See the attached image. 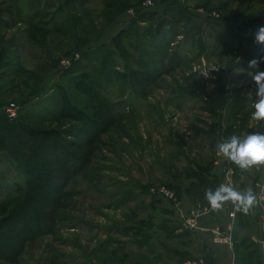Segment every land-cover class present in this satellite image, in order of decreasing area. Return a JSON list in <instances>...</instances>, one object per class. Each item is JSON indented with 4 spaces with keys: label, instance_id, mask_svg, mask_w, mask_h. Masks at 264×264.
<instances>
[{
    "label": "rangeland",
    "instance_id": "374dc122",
    "mask_svg": "<svg viewBox=\"0 0 264 264\" xmlns=\"http://www.w3.org/2000/svg\"><path fill=\"white\" fill-rule=\"evenodd\" d=\"M151 1L139 14L135 7L144 0L119 12L109 0H74L58 9L57 0H0V46L7 50L0 64V113L11 102L18 108L14 120L26 113L29 119L22 120L29 126L71 129L75 122L55 118L60 84L86 113L99 116L96 135L88 130L81 140L70 138L75 145L69 152L85 160L79 171L51 170L48 177L59 190L56 198L66 201L55 212L63 219L54 223V233L32 240L16 264H36L39 254L48 256L45 264H107L127 252L130 263L137 255L146 264H175L162 258L174 256L162 248L161 240L170 237L159 227L165 220L178 229L166 211L174 208L151 188L183 183L176 174L188 165L183 157L208 156L212 136L218 142L264 132V121L252 118L255 97L248 96L255 88L252 75L264 71V45L253 35L264 26L258 18L264 0H192L185 19L165 10L184 0ZM115 35L121 36V54ZM123 52L130 57L126 64L144 59L160 75L132 88L115 79L112 70L126 74ZM252 59L258 65L250 69ZM86 73L88 90L99 98L96 111L72 86ZM220 86L229 105L202 109ZM225 126L227 135L221 133ZM13 169L0 158V184L16 182L21 187L12 198H23V178ZM160 200L169 209L157 205ZM13 203L9 197L1 214ZM110 248L115 252L107 256Z\"/></svg>",
    "mask_w": 264,
    "mask_h": 264
},
{
    "label": "trees",
    "instance_id": "16d2710c",
    "mask_svg": "<svg viewBox=\"0 0 264 264\" xmlns=\"http://www.w3.org/2000/svg\"><path fill=\"white\" fill-rule=\"evenodd\" d=\"M47 1L54 2V0H44V4L47 3ZM109 1V6L113 7L115 12L122 11L125 7L130 6L131 4L137 5V3L140 2V0ZM189 1L192 0H184L183 4L172 2L175 5H168L165 10L169 12L170 10H174L176 11L177 16H182V18L185 19L184 14L187 12L186 5ZM73 3L74 0H57L56 9L60 8V6H72ZM175 6L180 8H175ZM144 15H147V13L143 14V16ZM258 18L264 20V14H261ZM36 28L37 27H34L32 31H35ZM156 37H160L161 40L164 39L162 34H159ZM112 39L114 42V48L121 54L123 49L121 36L115 35V38ZM159 49L160 48H158V50ZM3 51L7 50H5L3 46H0V64L2 63ZM127 58L129 59L130 57H126L125 52H123V70L126 74L123 75V72L112 70V76L115 79L127 80L130 88H132V85L135 83H139V81H153L155 77L160 75V73L153 67L148 68L144 59H142V62L139 61V58L134 59V65H132L133 62L131 64H126ZM169 67L171 66L168 63L167 68ZM88 79L89 74H83V80L73 82L72 86L73 89H78L82 91L83 94L89 96V99H91L90 105L93 110L96 111L94 98L98 97L88 90L90 87ZM67 82L69 83V86L72 81L68 78ZM55 87L57 88L56 90L59 101L55 118L58 120L75 122L76 124L73 125L71 129H38L23 122L22 118L26 120L29 119V116H27L26 113H23L22 116H20V120L13 119L11 121H8L4 114L0 113V158L6 160L9 165L12 164L14 166L13 170L16 172L17 177L20 178L21 176L23 178L24 188H22L25 191V196L23 198H12V196L20 190L19 188L21 186L19 187L16 182L0 184V264H16L32 240L37 237L51 235L55 232L57 225L55 226L54 223H57L56 220L63 219L55 212L64 205L66 206V201H61L62 198L60 197L56 198L55 195L59 190L54 188V184L48 179V177L52 174L51 170L61 171L62 173H74V170L79 171V168L82 167V162L85 163V160L82 155L74 156L69 152L68 148H73L75 145L70 138L81 140V132H88V130H90L93 135H96L97 133L96 129L99 126L97 119L99 116L86 113L82 106L77 105L72 101L63 85L55 84ZM224 95L226 96V91L220 86L214 91V96L211 99H208L206 104L204 103L201 108L206 109L207 111L221 110L223 107L229 105L227 97ZM99 101L102 103L101 100ZM99 101L95 100L96 104ZM239 107L240 104L236 105V109ZM86 108L90 109L88 106ZM74 127L75 130L73 131ZM225 127L221 129V133H224L225 131L227 135L229 128ZM216 137L217 136H212L210 147L216 145ZM183 158L188 165L185 168L182 167L176 172V174H181L182 177L180 176V179L184 180L183 183H173V185L166 183L165 185L168 189L173 191L178 201L183 193L191 204H197L199 207H209L210 205L205 199V192L208 189L214 190L219 186L221 181L219 175L213 174L210 171L213 162L212 154L209 153L208 156H200L198 157L199 160L190 159L188 156ZM75 165L77 167H75ZM227 166L232 168L233 179L235 181L240 177H245L247 175V171L239 169L231 161H228ZM262 167L264 170V166ZM47 179L51 184L47 182ZM239 188L240 184L236 185L235 189L237 191H239ZM9 197L14 200V203L12 207L2 215L1 213H3L4 209L6 210V200H8ZM166 211L169 218H171V212L167 209ZM172 220L176 223L177 228H179L181 225L179 220ZM243 224V222L240 223L242 226ZM159 227L163 231H166L169 237L175 235L173 234L175 228L166 227L165 220L160 222ZM183 232L186 233V231ZM147 239L148 238H146V240ZM231 239L232 248L235 254L234 264L260 263V253H258L256 248L253 247L252 243L244 234L238 235V233L233 232ZM113 252H115V249L110 248L106 251V254L107 256H110V253ZM39 255L41 258L36 264H45L48 262V256L46 257L44 254ZM131 256V252L122 253L120 257L112 256V260L107 264L142 263L143 258L137 255L133 263L128 262L126 259ZM151 257L156 260L158 258L156 254ZM176 257L178 259V263L176 264H180L185 259H194L186 258L187 256L185 254H176ZM203 260L205 264H210V260L207 256H204ZM50 264L52 263L50 262Z\"/></svg>",
    "mask_w": 264,
    "mask_h": 264
},
{
    "label": "crops",
    "instance_id": "0c3cea01",
    "mask_svg": "<svg viewBox=\"0 0 264 264\" xmlns=\"http://www.w3.org/2000/svg\"><path fill=\"white\" fill-rule=\"evenodd\" d=\"M215 149L216 145H213L211 148V154L213 156L210 169L211 173L219 175L221 183L231 184L234 188L236 185L240 184L239 192H244L246 189L251 188L256 195V184L262 181L264 177V170L262 167H253L251 170L247 171L245 177H240L235 181L233 179L232 168L227 166L229 160L220 156ZM225 169L231 171L230 182L226 181L224 178ZM156 204L166 206L167 208L169 207L164 201ZM178 209L184 216L188 215L191 210H197L194 216L195 226L194 228H187L179 221L181 224L180 227L173 232L176 236L173 235L170 238L161 240L162 248L174 257L161 256L163 259H167L176 264L178 263L176 254H185L187 256L186 258L194 259L207 256L210 260V264H234L235 254L231 239L233 232L238 233V235L244 234L252 243L253 247L256 248L258 253H260L259 246L260 243L264 241V214L261 213L262 210L256 203L247 212L238 209L231 202L225 203L219 210H213L211 207H209L208 210H203V208L199 207L197 204H191L182 193L179 198ZM173 212L174 213H171V217L177 220L176 217H178V215L174 209ZM241 222L244 223L243 226L240 225ZM183 231H186V233ZM160 232L164 233L165 231L160 230ZM216 232L223 236H227L228 242L213 240Z\"/></svg>",
    "mask_w": 264,
    "mask_h": 264
},
{
    "label": "clouds",
    "instance_id": "9594fccd",
    "mask_svg": "<svg viewBox=\"0 0 264 264\" xmlns=\"http://www.w3.org/2000/svg\"><path fill=\"white\" fill-rule=\"evenodd\" d=\"M256 43L264 45V26L255 31ZM258 61L252 59L248 62L250 69L256 68ZM254 91L249 97H255L252 118L264 121V71H257L252 75ZM219 155L234 163L239 169L249 171L255 166H264V132H250L243 136L231 135L223 141L216 143ZM205 199L213 210H219L227 202L233 203L238 209L247 212L255 203L256 195L251 188L244 192L237 191L231 184L222 183L214 190L205 192Z\"/></svg>",
    "mask_w": 264,
    "mask_h": 264
},
{
    "label": "built area",
    "instance_id": "2783aa9c",
    "mask_svg": "<svg viewBox=\"0 0 264 264\" xmlns=\"http://www.w3.org/2000/svg\"><path fill=\"white\" fill-rule=\"evenodd\" d=\"M151 4H152L151 0H144V2H142L140 5L135 7V10L138 11L137 13H140L144 8L150 6ZM129 12H132V11L129 10ZM1 108H2V112H3L4 116L6 117V119L8 121H11L16 117L18 108L13 103L8 102L6 105L2 106ZM224 178L226 181H229V182L231 181V171L229 169H225ZM220 184H222L221 181H220ZM150 191L151 192L156 191V193L158 194V196L160 198H164L165 200H167L168 202L171 203V205L174 208V211H176L178 217L180 218L181 224L184 227L194 228V226H195L194 216H195L197 210H191L188 213V215L184 216L181 214V212L178 209L179 201L176 199V197H175V195L171 189H168L165 187H157V188L152 187ZM256 198H257L256 199V205H258V207L262 210L261 213L264 214V207H263V203H264V177H263L262 181H260L256 184ZM209 207L203 206L201 208H203V210H208ZM213 240L228 242V237L223 236V235L219 234L218 232H216ZM259 252H260V263L259 264H264V241L260 243ZM180 264H205V262H204L203 258H196V259H185Z\"/></svg>",
    "mask_w": 264,
    "mask_h": 264
}]
</instances>
